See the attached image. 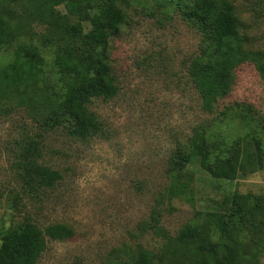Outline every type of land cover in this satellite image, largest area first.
<instances>
[{
    "label": "rangeland",
    "instance_id": "1",
    "mask_svg": "<svg viewBox=\"0 0 264 264\" xmlns=\"http://www.w3.org/2000/svg\"><path fill=\"white\" fill-rule=\"evenodd\" d=\"M231 1L250 39L248 47L264 52V0ZM120 5L127 24L110 44L119 93L90 106L104 123L98 136L74 140L62 131L45 134L44 163L62 176L53 188L30 192L19 179L20 145L41 132L28 111L0 113V189L5 195L0 245L2 232L24 218L42 228L65 223L75 231L71 239L50 241L38 264H117L138 245L159 252L164 238L143 230L155 208L162 211L160 226L176 237L188 223L203 233L212 215L227 210L237 193L264 195V169L252 173L247 165L246 175L223 181L207 176L199 163L189 166V188L171 194L170 158L196 130L207 129L209 143L203 149L210 157L220 144L242 140L244 158L255 151L264 163V81L252 63H244L235 70L232 92L212 112L204 110L188 73L199 56L200 35L164 0ZM36 31L45 33L42 27ZM44 54L50 68L52 51L44 49ZM257 142L261 151L251 146Z\"/></svg>",
    "mask_w": 264,
    "mask_h": 264
},
{
    "label": "trees",
    "instance_id": "2",
    "mask_svg": "<svg viewBox=\"0 0 264 264\" xmlns=\"http://www.w3.org/2000/svg\"><path fill=\"white\" fill-rule=\"evenodd\" d=\"M127 0H0V113L26 109L41 130L20 145L16 162L19 179L30 192L53 188L62 176L44 163L45 134L62 131L74 140L101 134L104 123L90 106L119 93L110 44L127 24L120 2ZM201 37L199 56L188 73L202 107L212 112L218 101L233 90L235 70L252 63L264 81V52L250 49L243 22L231 0H164ZM37 27L45 33L36 31ZM44 49L52 51L49 63ZM240 116V115H238ZM207 129L196 130L185 148L174 151L168 175L174 180L171 194L185 192L200 164L215 179L235 181L240 175L264 169L255 151L243 149L242 140L220 144L214 157L204 152ZM40 138V140H38ZM261 151L262 144L251 145ZM191 174L184 177V174ZM180 182V184H179ZM5 198L0 189V204ZM230 207L212 215L203 233L197 224H186L176 237L160 226L162 211L155 208L143 230L164 238L160 251L138 245L117 264H261L264 253V195H233ZM75 236L72 226L45 228L30 218L1 234L0 264H38L50 241ZM252 238L251 241L248 238ZM258 239V240H255ZM254 242L251 251L248 244ZM126 258V259H125Z\"/></svg>",
    "mask_w": 264,
    "mask_h": 264
}]
</instances>
